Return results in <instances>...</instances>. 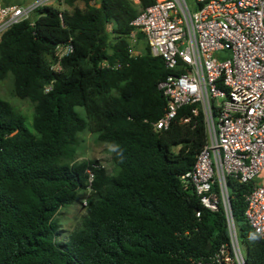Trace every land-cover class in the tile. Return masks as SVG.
<instances>
[{"label":"trees","instance_id":"16d2710c","mask_svg":"<svg viewBox=\"0 0 264 264\" xmlns=\"http://www.w3.org/2000/svg\"><path fill=\"white\" fill-rule=\"evenodd\" d=\"M63 1L70 10L43 5L0 34V79L10 74L13 93L32 104L29 130L0 97V264H197L228 235L221 210L201 206L179 180L205 141L202 114L180 122L184 105L154 129L165 106L157 83L169 70L146 42L139 54L127 50L130 20L154 0ZM66 42L71 51L50 69ZM82 130L109 144L111 173L73 160ZM87 187L85 215L58 242L55 214ZM248 188L228 179L245 263L264 264V234L243 218Z\"/></svg>","mask_w":264,"mask_h":264},{"label":"built area","instance_id":"2783aa9c","mask_svg":"<svg viewBox=\"0 0 264 264\" xmlns=\"http://www.w3.org/2000/svg\"><path fill=\"white\" fill-rule=\"evenodd\" d=\"M54 1H0V34ZM194 1L190 10L185 0H154L130 20L129 36L141 31L149 52L159 55L169 70L157 83L165 106L153 128H166L184 105L187 113L180 114V122L202 114L205 141L179 180L183 188L194 191L201 206L221 210L228 240L191 261L246 264L228 179L249 184L243 193V218L263 235L264 176L255 177L264 170V0ZM71 49L69 42L55 45L49 68L59 70L60 57ZM127 50L131 54L129 46Z\"/></svg>","mask_w":264,"mask_h":264},{"label":"rangeland","instance_id":"374dc122","mask_svg":"<svg viewBox=\"0 0 264 264\" xmlns=\"http://www.w3.org/2000/svg\"><path fill=\"white\" fill-rule=\"evenodd\" d=\"M0 1L5 3L4 0ZM10 2H12V0H8V2L6 1V3ZM185 2L190 10H194V0H185ZM74 4L82 6L83 2L77 0ZM54 5L58 6L60 9L70 10V6L67 5L63 0L54 1ZM137 32L138 30H134V35H128L127 38L128 46L131 49L132 55L143 52L145 46L143 37H138ZM0 97L6 99L12 105L15 111L22 114L24 125L29 130H32V104L27 98L18 97L13 93L10 74H7L5 77L0 79ZM76 109L82 116L84 115L80 106H76ZM85 158L95 159L108 173L113 171V163L110 158L109 144L107 142L98 140L93 132L82 130L77 133V142L75 145L73 160L79 161ZM262 176H264V170L259 172V174L255 177V180L258 178L260 179ZM88 193V187L79 190L77 198L72 203L62 206L58 209V212L55 214L58 221V229L56 234V240L58 242L64 241L67 238L69 232L79 226L83 216L87 211L85 198L87 197Z\"/></svg>","mask_w":264,"mask_h":264},{"label":"crops","instance_id":"0c3cea01","mask_svg":"<svg viewBox=\"0 0 264 264\" xmlns=\"http://www.w3.org/2000/svg\"><path fill=\"white\" fill-rule=\"evenodd\" d=\"M24 1H26V0H24ZM24 1H20V0H12V2H24Z\"/></svg>","mask_w":264,"mask_h":264},{"label":"water","instance_id":"95a60500","mask_svg":"<svg viewBox=\"0 0 264 264\" xmlns=\"http://www.w3.org/2000/svg\"><path fill=\"white\" fill-rule=\"evenodd\" d=\"M245 253H246V247H245Z\"/></svg>","mask_w":264,"mask_h":264}]
</instances>
